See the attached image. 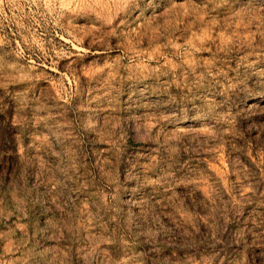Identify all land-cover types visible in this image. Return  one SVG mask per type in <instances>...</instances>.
<instances>
[{
  "label": "rangeland",
  "instance_id": "1",
  "mask_svg": "<svg viewBox=\"0 0 264 264\" xmlns=\"http://www.w3.org/2000/svg\"><path fill=\"white\" fill-rule=\"evenodd\" d=\"M0 264H264V0H0Z\"/></svg>",
  "mask_w": 264,
  "mask_h": 264
}]
</instances>
